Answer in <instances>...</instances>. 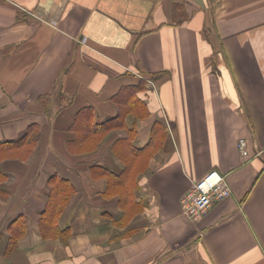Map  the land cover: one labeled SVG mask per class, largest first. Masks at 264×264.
Masks as SVG:
<instances>
[{
	"label": "crops",
	"instance_id": "1",
	"mask_svg": "<svg viewBox=\"0 0 264 264\" xmlns=\"http://www.w3.org/2000/svg\"><path fill=\"white\" fill-rule=\"evenodd\" d=\"M30 125L0 157V264H264V0H0V141ZM211 170L232 192L191 221ZM51 175L65 241L39 230Z\"/></svg>",
	"mask_w": 264,
	"mask_h": 264
},
{
	"label": "trees",
	"instance_id": "2",
	"mask_svg": "<svg viewBox=\"0 0 264 264\" xmlns=\"http://www.w3.org/2000/svg\"><path fill=\"white\" fill-rule=\"evenodd\" d=\"M49 95H42L40 97V102L44 106V109L49 106L50 99ZM69 99H65L62 104L69 103ZM120 116V115H118ZM118 116L105 120L101 123H97L94 126V132L97 134L99 131L106 132L114 123H118ZM34 125L28 126V128L22 133L20 137L13 140H4L0 141V157L9 154V150L12 148L20 147L27 143L35 141L33 137ZM129 165H127L126 170H128ZM126 171L124 170L116 176L117 181L122 182V178L125 177ZM117 182V183H119ZM48 193H47V202L45 209L41 212L39 218V230L42 237L47 238H56L62 237L66 240V235H68V230H61L57 226V219L59 218L60 213L63 210L66 202L69 200V197L72 193V185L68 180L64 178H59L56 175H51L47 180ZM10 228V237L8 238V244L6 246L7 252L12 250L16 246L17 239L24 233V222L20 216H17L13 221L9 223Z\"/></svg>",
	"mask_w": 264,
	"mask_h": 264
},
{
	"label": "built area",
	"instance_id": "3",
	"mask_svg": "<svg viewBox=\"0 0 264 264\" xmlns=\"http://www.w3.org/2000/svg\"><path fill=\"white\" fill-rule=\"evenodd\" d=\"M239 148L243 154H247L244 139H240ZM231 192L226 175L211 170L193 182L191 188L183 195L181 199L183 213L191 221H199L215 201L228 197Z\"/></svg>",
	"mask_w": 264,
	"mask_h": 264
},
{
	"label": "rangeland",
	"instance_id": "4",
	"mask_svg": "<svg viewBox=\"0 0 264 264\" xmlns=\"http://www.w3.org/2000/svg\"><path fill=\"white\" fill-rule=\"evenodd\" d=\"M98 137H97V141H101L102 139H103V135H97ZM36 136L33 134V137L32 138H35ZM36 139V138H35ZM241 151V150H240ZM241 153H242V151H241ZM243 154V153H242ZM10 154H8L7 156H9ZM243 155H245V154H243ZM247 155V154H246Z\"/></svg>",
	"mask_w": 264,
	"mask_h": 264
}]
</instances>
